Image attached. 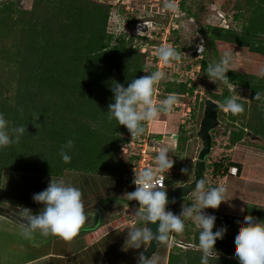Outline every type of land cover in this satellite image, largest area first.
I'll list each match as a JSON object with an SVG mask.
<instances>
[{"label": "trees", "instance_id": "trees-1", "mask_svg": "<svg viewBox=\"0 0 264 264\" xmlns=\"http://www.w3.org/2000/svg\"><path fill=\"white\" fill-rule=\"evenodd\" d=\"M186 1L180 0L179 8L189 14L184 8ZM247 4L250 52L264 57V0H247ZM109 11L108 5L94 0H33L30 10L18 8L13 0L0 5V113L9 122V128H26L18 143L0 150V190L4 172L51 179L63 178L67 173L124 178L126 162L119 152L125 142L123 135L129 132L108 119V105L114 102L110 89L114 82L126 88L133 79L145 76L146 64L140 48H133L125 36L115 39L107 32ZM245 36V30L240 34L209 26L205 38L212 47L217 41L243 47ZM208 66L204 59L199 65L205 78ZM226 76L228 84L251 92L249 107L237 100L244 106L242 113L220 112L222 121L233 129L229 147L246 138L264 140V101L254 100L256 92L264 93V73L258 77L229 71ZM194 91V83L191 88L182 83H168L164 89L167 94L190 97ZM210 99L224 105L229 98L213 95ZM205 100L201 102V112L198 111V125ZM216 133L217 129L212 135L215 137ZM179 134L175 149L183 157L184 165L180 168L175 164L174 168L180 172L190 168V174H184L190 180L199 141L183 129H179ZM68 140H73L74 148L69 151L71 162L65 164L59 153ZM211 169L213 176L220 174L216 163ZM227 171L228 168L224 174ZM127 186L130 192L136 189L132 181H127ZM245 215L264 223V212L259 207L246 206ZM184 222V231L170 236L196 247L199 230L189 220ZM241 222L243 219L237 218L221 221L229 226L230 233L224 232L214 245L219 254L215 264H239L232 256L235 247L232 237ZM200 258L199 250L171 245L166 264H200Z\"/></svg>", "mask_w": 264, "mask_h": 264}, {"label": "rangeland", "instance_id": "rangeland-1", "mask_svg": "<svg viewBox=\"0 0 264 264\" xmlns=\"http://www.w3.org/2000/svg\"><path fill=\"white\" fill-rule=\"evenodd\" d=\"M7 1L9 0H0V5ZM94 1L102 2L110 7L107 32L112 34L115 39L125 36V40L128 43L131 42L133 48H140L141 53L145 54V75L158 70L165 73V79L154 87V90H158L157 99L159 101L167 97L164 89L168 83H182L186 84L188 88H191L194 83L195 91L191 97L187 94L177 95L178 106H174L173 110L168 113L170 115L161 114L159 116V120L166 121L168 130L172 131V133L166 132L164 134L165 143L160 146L167 149L169 157L174 161L173 165L177 164L182 168L184 165L183 157L176 152L173 146L174 140L178 139L175 137L180 135L178 127L181 117L179 114L185 112V106H189L190 118L186 126H184L186 129L183 126L182 129L190 133H196L199 127L197 123L199 120L198 111L201 112V102L204 99L212 98L215 92L220 94L223 86V83L220 82L215 84L211 81H206L207 79L201 76L199 69L200 62L203 59L207 60L208 64L212 62L213 51H216L215 44L212 47L207 38H205L207 28L209 26L222 27L220 26V22H222L219 19L220 14L225 16L223 21L227 24L226 27L222 28L231 30V28L236 27L237 22L245 16L247 0H187L184 8L189 11V14L180 10V0ZM13 2L20 9L30 10L33 0H29V2L26 0H13ZM168 5L172 7H168ZM139 23L143 25L141 28L143 34L140 37L137 36ZM201 41L204 43L205 50L198 52V45ZM162 46L174 47L183 55L178 61H173L166 66L155 55L156 50ZM200 55L203 58L201 57V60L196 59V56ZM217 88H219L218 92L216 91ZM181 104L185 106L182 107ZM221 111L225 112L222 107ZM220 112L219 120L221 122L223 119H221ZM149 123L154 124L155 122L149 121ZM216 129L221 132L219 127ZM126 136L127 134L123 135V137ZM156 136V134H153V137ZM192 137L196 138V135L194 134ZM208 159L210 168L204 173L205 182L212 173L211 165L214 163V158H211V154ZM189 178V175L184 176L178 170V173L174 172L167 176L165 188L170 184L179 186L188 181ZM59 179L71 183L82 192V202L87 219L75 236L76 242L74 240L70 245L69 240H64L57 236L43 237L37 232L32 239L38 245V249L34 250L32 249V241L22 243L26 239L23 240L19 237L7 239L3 248L6 249L5 253L9 254L8 257L12 264L18 260L31 258L36 255L49 253L54 256L65 255L67 251L69 255H73L70 260H64L67 259L65 256L61 260L55 257L52 259L47 257L42 261V264H135L140 251L143 249H129L125 241L129 231L143 225L140 226L134 217L130 216L133 209H137L134 204L138 202L128 201L126 194L130 190L125 177L121 180H115L89 174L67 173L63 178ZM50 180L51 178H39L35 174L28 175L13 172H4L2 178L3 186L8 188V191L12 194L13 203H8H10L12 209L19 210L22 209L20 205L24 206V210L28 207L29 209L27 210L34 208L30 206L37 203L33 201L32 197L45 190ZM235 185H237V188L240 187L236 181H229L230 187ZM2 199L4 201V195ZM181 205L178 204L177 207H181ZM0 208L10 209V207H4V204ZM171 210L174 214L179 215L182 208L175 209V207H172ZM18 212L27 215L25 211ZM97 214L99 215L98 223L94 229H90L93 225V218ZM3 234V231H0V238L4 237ZM168 244V246L161 247V250L159 249L160 251L158 250L150 261H154L155 264H166L167 254L172 245Z\"/></svg>", "mask_w": 264, "mask_h": 264}, {"label": "clouds", "instance_id": "clouds-1", "mask_svg": "<svg viewBox=\"0 0 264 264\" xmlns=\"http://www.w3.org/2000/svg\"><path fill=\"white\" fill-rule=\"evenodd\" d=\"M168 7L172 6L168 5ZM142 27L143 25L137 26V35L143 34ZM204 50V43L201 41L198 52ZM155 55L167 66L173 61H178L183 54L174 47L162 46L156 50ZM232 58L233 52L226 51L218 61L211 62L207 68L208 79L215 84L217 82L228 84L226 73L230 70ZM163 79L165 73L158 70L133 79L126 88L114 82L110 89L114 102L108 105V119L124 126L131 137H141L146 130L144 122L154 121L161 114L170 113L179 103L177 94L169 93L158 105L154 104L152 99L154 87ZM254 100L264 101V93L256 92ZM221 107L225 112L234 115L244 111V106L234 98H229ZM25 132V126L9 128V122L3 113H0V150L18 143ZM73 148V140H68L61 146L59 155L63 163L71 162L69 151ZM153 160L155 168L144 169L135 175L133 183L136 189L126 194L128 201L138 202L139 207L133 209L131 215L143 226L129 231L125 244L129 249L147 250L153 243L158 245L167 241L172 233H182L185 229L184 221L190 219L199 230L196 247L201 252L200 264H215L219 254L214 245L218 239L223 238L226 229L218 228L213 231L216 217L203 210L217 209L222 202H227L229 200L227 188L223 185L207 188L205 181L200 179L192 190L195 194L194 202L183 206L180 214L176 215L166 210V205L169 203L167 193L156 186L163 183L164 174L173 167L174 161L165 148L158 149ZM181 171L187 175L190 174L191 169L184 168ZM32 199L42 205V209L38 214H32L25 209V212L30 213L22 226L21 234L26 239H32L38 232L43 237L57 236L71 240L85 224L87 217L84 212L82 192L63 179H51L47 188L35 194ZM172 203H175V200ZM150 225H156L155 231ZM232 238L235 242L232 256L239 264H264V223L256 222L251 215H245ZM137 264H155V262L146 259L142 250L137 257Z\"/></svg>", "mask_w": 264, "mask_h": 264}, {"label": "crops", "instance_id": "crops-1", "mask_svg": "<svg viewBox=\"0 0 264 264\" xmlns=\"http://www.w3.org/2000/svg\"><path fill=\"white\" fill-rule=\"evenodd\" d=\"M29 2V0H26ZM231 30L237 32V33H243L245 30V39L246 44L243 47H238L233 44H227L223 42H215L216 51L214 52L213 60L218 61L224 52L226 51H232L233 52V58L231 62V67L229 71H235L239 73H245L247 75H255L258 77H262L264 73V57L254 54L250 52V5L247 4V8L245 10V16L243 19H240L237 22L236 27L231 28ZM202 56H198V59H202ZM212 60V62H213ZM210 64V63H209ZM227 74V73H226ZM206 81H210L208 78H206ZM219 91V88L216 90ZM214 93V92H213ZM221 96V99H227V98H234L239 101H243L248 103V107L250 106V96L251 92L249 89L245 88H238L232 84H223L222 89L220 90V94H216ZM212 100V99H211ZM215 101V100H213ZM215 102L219 103V100H216ZM180 113V112H179ZM170 115V114H167ZM181 117L180 123H179V129H182V122L186 120L183 119V113L179 114ZM154 124H150V131L155 135H157L155 138L163 145L165 142V133H172V131L168 130V123L163 120H159V117L154 120ZM223 127H219L221 132L217 130V133L215 134V137L212 135V151H211V158H214V163L220 166V174H217L216 176H213L212 173L208 177V180L205 182L207 188L217 187V186H225L227 188V198L229 199L227 202H222L220 206L217 209H205L203 210L207 214L214 215L216 217L214 228H225V233H229L230 228L229 226H224L221 224V221L224 218H228L231 220L232 218H237L239 220L243 219L246 211V206H255L259 207L264 212V140H260V138H248L250 139H243L240 143L235 144L233 147H229V135L230 132L233 130L231 128H228L226 123L222 122ZM238 127V124H236ZM184 127V126H183ZM177 128V129H178ZM186 129V127H184ZM178 129V130H179ZM216 130V129H215ZM191 137V136H190ZM214 137V138H213ZM192 138V137H191ZM197 138V137H196ZM199 141V140H198ZM213 143H215L213 145ZM177 141L174 142V148L176 147ZM172 146V147H173ZM163 147V146H162ZM197 149H201V142L199 141L197 144ZM210 155L207 157V169L210 168V161L209 158ZM173 160V159H172ZM196 159L192 160V163L195 162ZM174 166V165H173ZM237 167L238 169V176L237 177H231L224 174V171L226 168L229 167ZM206 169V170H207ZM170 173H166L165 179L167 176H170L172 173H178V169L169 170ZM212 172V169H211ZM224 174L225 176L222 177L221 175ZM205 176V174H204ZM39 178H45L40 177ZM47 178V177H46ZM193 180L190 179L186 181L185 183L191 182ZM236 181L237 185L230 187L229 181ZM205 181V178H204ZM165 180V185H166ZM184 184V183H183ZM211 184V185H210ZM171 185V186H170ZM166 189H172L174 187H177V185L170 184ZM182 185V184H181ZM4 195V201L2 199V196ZM194 193H192L186 200L181 202L173 203L169 206H166V209L169 207L174 206L175 209L182 208L183 206L190 205L194 202ZM12 194H10V191H8V188L1 186L0 190V207L2 204H4V207H10V209H4L0 208V231H3L4 237L0 238V264H12V261L8 257L9 254H6L5 248L3 246L5 245V241L7 239H13L15 237H19L21 239H26L23 237L22 233V226L23 224L17 221L14 217L8 215L6 211H9L13 213L14 215L22 218H26L30 213H27V215L22 214L18 211H25L23 209L24 206L20 205L22 209H12L10 203L12 202ZM182 204L181 207L177 205ZM135 205V204H134ZM27 207V206H26ZM30 207L29 211L32 214H38L40 210L42 209V205L36 204ZM29 209V207L27 208ZM241 209L243 211H241ZM250 214V212H249ZM192 224L195 225L193 220L188 219ZM36 234V233H35ZM78 234V233H77ZM33 239V238H32ZM32 239H26L22 243H28L32 241V249H38L37 242ZM76 242V237L69 240V244L71 245L73 241ZM36 242V243H35ZM70 247V246H69ZM64 260H70L73 255H69L68 251L65 255H57L54 256L53 254H46V255H36L31 258L18 260L17 262L13 264H42V261L49 257L52 258H58L61 260L62 258H65ZM167 262V261H166Z\"/></svg>", "mask_w": 264, "mask_h": 264}, {"label": "water", "instance_id": "water-1", "mask_svg": "<svg viewBox=\"0 0 264 264\" xmlns=\"http://www.w3.org/2000/svg\"><path fill=\"white\" fill-rule=\"evenodd\" d=\"M220 110H221V105L218 104L217 102L211 99H206L204 101L203 115L199 123L198 131L196 133L194 132L190 133L191 137L195 134L197 139L201 142V149L199 150L197 158L194 162L193 180L191 182L184 183L172 189H164V191H166L167 193L168 201H169V203L166 206L173 204L172 203L173 200H175V203L186 200L192 193H194L192 192V190H194L195 188V183L200 179L204 180L205 178L204 173L207 169V157L211 154L212 151V142H213L212 132L216 128L222 126V123L219 120ZM135 207L137 208L139 207L138 203L135 204ZM6 213L14 217L17 221H19L22 224H24V222L26 221V218L18 217L9 211H6ZM98 216H99L98 214L95 215L93 225L90 227V229H94V227L97 225ZM158 223L159 222H157V224ZM150 227H152L153 231H155L156 225H150ZM165 243H170L174 246L186 250L187 249L198 250V248L195 247L194 245L184 243L170 236L169 239L165 242H161L158 245L153 243L147 248V250L143 249L145 253V258L151 260ZM135 264H137V260Z\"/></svg>", "mask_w": 264, "mask_h": 264}, {"label": "built area", "instance_id": "built-area-1", "mask_svg": "<svg viewBox=\"0 0 264 264\" xmlns=\"http://www.w3.org/2000/svg\"><path fill=\"white\" fill-rule=\"evenodd\" d=\"M219 19L222 20L221 25L222 27H226L227 24L225 23V16L219 15ZM142 23H139L141 25ZM221 27V28H222ZM140 37V35H137ZM197 59V56H196ZM158 90L153 91L152 99L154 101V104H159V100L157 99ZM168 95L167 93L165 94ZM175 105V107H177ZM181 106H185L184 104H181ZM185 112H183V119L188 121L190 116V108L189 106H185ZM186 122H182V126H186ZM145 126V133L139 137H131L130 133L125 137V142L120 147V157L125 160L126 162V173H125V179L126 181H134L135 175H137L139 172L143 171L147 168H155L153 157L157 154V151L159 148H161V143L153 137V133L150 131V123L144 122ZM178 138V137H175ZM177 139L174 140L176 142ZM171 171H168L167 173H170ZM159 176V174H157ZM226 175V174H225ZM227 175L231 177H237L238 176V169L237 167H229L227 171ZM157 187L161 188L162 190L165 188V174H164V180L162 184L156 185ZM132 216V215H130Z\"/></svg>", "mask_w": 264, "mask_h": 264}, {"label": "flooded vegetation", "instance_id": "flooded-vegetation-1", "mask_svg": "<svg viewBox=\"0 0 264 264\" xmlns=\"http://www.w3.org/2000/svg\"><path fill=\"white\" fill-rule=\"evenodd\" d=\"M93 221H94V218H93Z\"/></svg>", "mask_w": 264, "mask_h": 264}]
</instances>
